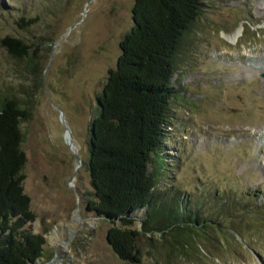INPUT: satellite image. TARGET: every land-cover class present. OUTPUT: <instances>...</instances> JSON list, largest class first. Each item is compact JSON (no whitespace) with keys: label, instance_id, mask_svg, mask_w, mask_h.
<instances>
[{"label":"rangeland","instance_id":"374dc122","mask_svg":"<svg viewBox=\"0 0 264 264\" xmlns=\"http://www.w3.org/2000/svg\"><path fill=\"white\" fill-rule=\"evenodd\" d=\"M204 1L176 57L179 98L150 172L156 193L174 204L184 199L206 219L205 231L196 230L185 255L174 253L169 233L137 222L143 264H264V94L259 80L228 75L240 61L264 65V0ZM134 4L0 0V40L12 35L30 45L18 59L0 44V93L29 111L24 189L35 219L27 227L46 237L34 264H126L106 238L113 225L87 207L88 140Z\"/></svg>","mask_w":264,"mask_h":264},{"label":"trees","instance_id":"16d2710c","mask_svg":"<svg viewBox=\"0 0 264 264\" xmlns=\"http://www.w3.org/2000/svg\"><path fill=\"white\" fill-rule=\"evenodd\" d=\"M204 4L135 0L134 25L98 96L88 140L93 191L87 207L113 225L106 238L126 264H143L139 246L143 232L134 227L137 222L146 232L169 233L174 253L185 255L196 230L205 231L206 219L184 199L176 200V205L174 197L168 200L156 193L158 179L150 172L152 156L161 151L170 126L172 101L179 98L173 84L176 57ZM0 44L15 58L30 55V45L16 36L6 35ZM28 116L27 107L9 93H0V264H34L44 255L46 237L27 227L35 219L24 189L27 156L22 123ZM143 209L146 215L137 218L134 214Z\"/></svg>","mask_w":264,"mask_h":264},{"label":"bare ground","instance_id":"6f19581e","mask_svg":"<svg viewBox=\"0 0 264 264\" xmlns=\"http://www.w3.org/2000/svg\"><path fill=\"white\" fill-rule=\"evenodd\" d=\"M243 31V25L239 28V30H235V38L239 36V34ZM235 70L228 71V75L230 78L234 80H241V79H257L259 80V92L260 94H264V78L259 77V73H264V65L257 66L256 64L247 63L245 61H240V64L235 66ZM258 92V93H259ZM247 130H245L244 133H246ZM263 148V149H262ZM262 149V152L264 153V146H261L259 148Z\"/></svg>","mask_w":264,"mask_h":264}]
</instances>
